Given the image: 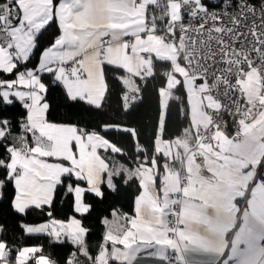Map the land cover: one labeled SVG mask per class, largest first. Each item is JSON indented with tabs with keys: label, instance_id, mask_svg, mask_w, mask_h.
<instances>
[{
	"label": "snow or ice",
	"instance_id": "6c2138e0",
	"mask_svg": "<svg viewBox=\"0 0 264 264\" xmlns=\"http://www.w3.org/2000/svg\"><path fill=\"white\" fill-rule=\"evenodd\" d=\"M52 23L61 34L43 51L37 71L52 74L71 101L100 108L106 66L138 93L133 78L152 77L157 63L166 65L155 139L162 163L145 156L134 170L110 166L97 149L121 153L119 147L94 132L46 120L49 105L40 93L47 89L20 65ZM121 70L129 75H119ZM0 73L16 75L0 79V105L15 98L27 109L22 135L13 136L10 121L0 118V142L12 140L0 144L7 153L0 158V188L14 184L16 212L50 209L58 186H65L75 211L87 213L85 192L102 197L99 185L115 191L113 178L125 174L139 180L135 216H117L95 256L84 239L87 229L75 218L25 227L57 240L63 234L77 245L67 264H80L77 256L87 264H264V0H0ZM174 90L186 94L188 108L181 112L189 126L164 140L169 99H181ZM124 99L127 110V101L137 97ZM226 117L235 125L231 136ZM124 131L136 136L133 129ZM38 252L27 247L13 258L0 241V264H55Z\"/></svg>",
	"mask_w": 264,
	"mask_h": 264
},
{
	"label": "trees",
	"instance_id": "16d2710c",
	"mask_svg": "<svg viewBox=\"0 0 264 264\" xmlns=\"http://www.w3.org/2000/svg\"><path fill=\"white\" fill-rule=\"evenodd\" d=\"M216 2H208L215 4ZM59 34V29L55 23L48 26L38 37L37 48L33 50L29 60L22 66H34L42 50L50 45L53 39ZM166 65L157 63L154 71L155 75L149 77L146 82L139 80L140 97L136 106L138 116H134L125 109L123 97L126 89L117 75L111 68L106 66L105 85L106 91L101 102V107L89 105L85 101H71L66 97L65 89L58 83L53 82L51 74L42 73L40 81L45 85L47 91L44 92L43 103H48L49 108L46 112V120L54 124H70L88 133H97L106 138L122 151L120 159L122 162L135 168L144 162L145 156L150 161L156 156L162 163V158L155 153V139L159 134L160 97L158 88L165 85V78L160 72ZM123 74L121 70L119 75ZM15 74L0 73V79H13ZM175 95L181 99L171 98L169 107L165 110V130L162 138L172 140L181 135L183 130L189 126V118L182 114L181 109H187L186 94L183 90H174ZM12 105H0V118H6L11 123L13 136L24 134L22 125L26 122V108L17 99H13ZM133 129L136 136L124 129ZM31 137V134H27ZM11 144L9 138L0 144ZM143 149L138 151L137 147ZM7 153L0 147V158H6ZM4 172L0 169V179ZM66 182L67 178H65ZM116 190L112 191L105 184L101 185L102 197H98L89 192H85L83 201L89 205V211L82 215L74 212L73 195L66 192L65 186H58L56 196L50 209L41 212L38 209L30 208L25 213H18L12 207L15 196L13 183H6L0 188V241L7 243L12 249L13 258L17 250L27 247H39L42 252L36 256L44 255L49 257L55 264H67L72 258V253L77 251V245L68 240L55 241L47 234H29L25 232L26 225L40 224L50 219L68 220L71 216H77L82 227L87 229L85 242L89 252L95 256L100 251V246L104 242V219L109 217L114 210L128 216L133 213V205L136 196L141 188L138 179H127L125 175L113 178ZM127 180V182H125ZM73 184L83 185L82 181H71ZM47 210L52 212L49 217ZM80 264H87L85 257L77 256ZM28 264H34L29 261Z\"/></svg>",
	"mask_w": 264,
	"mask_h": 264
},
{
	"label": "crops",
	"instance_id": "0c3cea01",
	"mask_svg": "<svg viewBox=\"0 0 264 264\" xmlns=\"http://www.w3.org/2000/svg\"><path fill=\"white\" fill-rule=\"evenodd\" d=\"M56 25H57V27H58V23H55ZM58 29H59V27H58ZM44 30H42V32H43ZM61 34V32H60V29H59V34L53 39V41H52V43L50 44V45H48L47 47H45L43 50H42V52L40 53V55H39V58H38V61H37V63L34 65V66H31V65H28L27 67H25V68H22L21 69V71H24L25 69H30V70H32L33 72H34V74L35 75H37L38 77H39V79H40V75L42 74V73H47V72H38L37 71V69L39 68V61H40V58H41V56H42V53H43V51L44 50H46L47 48H49L53 43H54V41H55V39L59 36ZM146 55V54H145ZM26 62H23L21 65L23 66L24 64H25ZM20 65V66H21ZM53 67H56V65H53ZM123 71V70H122ZM48 74H50V73H48ZM129 74L128 73H126V72H124L123 71V74H121V76H124V77H127ZM51 76H52V74H51ZM53 77V76H52ZM13 79H16V75L14 76V78ZM54 79V78H53ZM8 80H12V79H8ZM134 80H136V81H139V80H141L139 77H134ZM120 81L122 82V84H124L123 83V81L120 79ZM41 82V81H40ZM42 83V82H41ZM59 83V82H58ZM60 84V83H59ZM62 87H63V85L62 84H60ZM124 87H125V89H126V92H125V95L127 94V95H129V97H131L132 95H135L136 97H137V99L135 100V101H132L131 99H129V101H127V103H129L131 106L127 109L128 111H130L131 112V114L132 115H134V116H138V112H137V110H136V106H137V103H138V100H139V97H140V91L138 92V93H131V92H129V90H128V92H127V86L124 84ZM17 88L19 89V90H22V91H29L30 89H27V88H23V86H20V85H17ZM46 88V87H45ZM66 91V90H65ZM106 91V90H105ZM40 95L41 96H44V93H40ZM125 95H124V97H125ZM124 97H123V100H124V105H125V103H126V101H125V99H124ZM13 99H15V98H13ZM19 101V100H18ZM86 102V101H85ZM102 102V101H101ZM41 103H43L42 101H41ZM87 103V102H86ZM92 106H94V105H92ZM160 110H161V108H160ZM45 118H46V113H45ZM26 119H27V109H26ZM63 125H66V124H63ZM225 131L227 132V134L229 135V136H231V131H230V129L227 127L226 129H225ZM97 134V133H96ZM98 135H100V134H98ZM101 136V135H100ZM101 137H103V136H101ZM104 138V137H103ZM104 139H106V138H104ZM110 142V141H109ZM111 143V142H110ZM112 144V143H111ZM154 148H155V145H154ZM97 154L98 155H100L101 156V158H103V159H105V161L110 165V166H112V165H116L117 167H119V166H123L124 168H126V169H129V170H134L135 168H133V167H131V166H129L128 164H126V163H124V162H122V160L120 159V154L121 153H112L111 152V150L109 149V150H105L104 148H98L97 149ZM157 155V154H156ZM157 156H160L161 158H162V162H163V157H162V155H157ZM44 159H47L48 160V162H54V160H53V158H44ZM162 170V169H161ZM107 174H104V176H106ZM125 176L127 177V175L125 174ZM84 184L83 185H80L81 187H83V188H87V183H86V181H82ZM103 184H105L106 186H107V184H106V182L105 183H103ZM101 185L102 184H100L99 185V187H101ZM15 188V187H14ZM141 192H142V189L140 190V192H139V194L136 196V198H135V200H134V205H133V213L131 214V215H128V217H133V216H135V211H134V209H135V201H136V199H137V197L141 194ZM89 193H91V194H94V193H92V192H89ZM95 195V194H94ZM14 198H15V196H14ZM73 199H74V196H73ZM14 200V199H13ZM84 202V201H83ZM73 208H74V212H75V214L76 215H82V213H77L76 211H75V207L73 206ZM114 213L116 214V215H114ZM84 214V213H83ZM117 216H126V215H124V214H122V213H120L119 211H117V210H114L112 213H111V215L109 216V217H107V218H105L104 219V221H103V223H104V227H105V231H104V235L106 234V232L107 231H109L110 229L111 230H115L114 229V223L113 222H116L117 221ZM73 218H75V219H77V220H79L78 218H77V216H71L68 220H65V221H61V220H58V221H61V222H63V223H65V224H68ZM51 220V219H50ZM50 220H48V221H46V222H49ZM105 221H108L109 223L106 225L105 224ZM46 222H43V223H46ZM120 223H123V221H120ZM41 224V223H40ZM37 225H39V224H33V225H26V226H37ZM25 226V227H26ZM82 226V225H81ZM25 227H24V229H25ZM26 232V231H25ZM27 233V232H26ZM44 234H46V233H44ZM55 241H63V240H68L65 236H63V234L61 235V237H60V240H57V238H55V237H52ZM69 241V240H68ZM105 243V241L103 242V244ZM108 247H109V249L111 248V244H110V242L108 243V245H107ZM119 247H122V246H119ZM139 264H155V261H152V260H141L140 262H139Z\"/></svg>",
	"mask_w": 264,
	"mask_h": 264
},
{
	"label": "built area",
	"instance_id": "2783aa9c",
	"mask_svg": "<svg viewBox=\"0 0 264 264\" xmlns=\"http://www.w3.org/2000/svg\"><path fill=\"white\" fill-rule=\"evenodd\" d=\"M222 2L223 1H219V2L215 3L214 5H222ZM212 10L213 11H219L220 8H213ZM126 39H131V38H126ZM226 119H227V117H226ZM227 124H228L227 127L230 129V131H232L231 135H233L235 132V125L233 123H229L228 119H227Z\"/></svg>",
	"mask_w": 264,
	"mask_h": 264
},
{
	"label": "rangeland",
	"instance_id": "374dc122",
	"mask_svg": "<svg viewBox=\"0 0 264 264\" xmlns=\"http://www.w3.org/2000/svg\"><path fill=\"white\" fill-rule=\"evenodd\" d=\"M216 1H218V0H207V2H211V3H213V2H216ZM134 79V78H133ZM149 79V77H147L146 79H144V80H142L143 82H146L147 80ZM134 82H135V85L136 86H138L139 87V83H138V81H136V80H134ZM124 85V84H123ZM127 86V85H126ZM163 87H166V82H165V85L163 86ZM161 88V87H160ZM160 88H158V93H159V89ZM128 86H127V92H128ZM160 97V96H159ZM170 100V99H169ZM160 102H161V97H160ZM160 108H161V104H160ZM161 111H162V109H161Z\"/></svg>",
	"mask_w": 264,
	"mask_h": 264
},
{
	"label": "bare ground",
	"instance_id": "6f19581e",
	"mask_svg": "<svg viewBox=\"0 0 264 264\" xmlns=\"http://www.w3.org/2000/svg\"><path fill=\"white\" fill-rule=\"evenodd\" d=\"M229 123H233L230 117H227ZM232 133V131H231Z\"/></svg>",
	"mask_w": 264,
	"mask_h": 264
}]
</instances>
